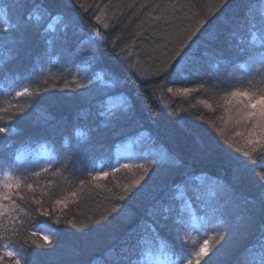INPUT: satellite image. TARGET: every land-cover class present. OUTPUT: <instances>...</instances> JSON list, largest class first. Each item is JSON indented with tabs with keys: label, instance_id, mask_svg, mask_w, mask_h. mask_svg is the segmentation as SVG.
<instances>
[{
	"label": "trees",
	"instance_id": "16d2710c",
	"mask_svg": "<svg viewBox=\"0 0 264 264\" xmlns=\"http://www.w3.org/2000/svg\"><path fill=\"white\" fill-rule=\"evenodd\" d=\"M40 8L34 27L61 17L51 45L0 19L18 41L0 45V185H13L0 187V264H14L5 244L35 264H128L145 249L172 264L190 224L212 240L200 264H264V142L234 153L210 128L248 103L232 91L264 96V0H0L13 25ZM161 200L183 227H159Z\"/></svg>",
	"mask_w": 264,
	"mask_h": 264
},
{
	"label": "snow or ice",
	"instance_id": "6c2138e0",
	"mask_svg": "<svg viewBox=\"0 0 264 264\" xmlns=\"http://www.w3.org/2000/svg\"><path fill=\"white\" fill-rule=\"evenodd\" d=\"M16 3L19 7L24 8L27 3L28 0H16ZM221 6L222 7H226L229 3L230 0H220ZM39 13V14H37ZM45 15H49L48 10L46 8H40V9H29L27 11H24L23 14L20 17V23L13 25L11 23H9L8 19H7V14L6 12H2L0 11V19L3 20L4 22V27L2 29V32L4 33H10L12 32L14 29L20 30L22 33L26 32V31H33L35 32L40 39H42L46 44L51 45L53 43V37L49 36V33L53 31V25L60 21L61 17L59 15H56L52 18V22L49 23L47 25V27L41 29L38 27H34L32 25V21L35 19L36 21H40L43 16ZM95 35L97 37H100L101 41H103V37L100 36L99 33H95ZM58 38V37H57ZM8 39L9 42L16 44L18 41L9 36V37H5L2 34H0V45H2V42ZM19 42H23V37H21ZM258 35L256 32H252L251 33V43L256 44L258 43ZM97 47H99V45H97ZM241 51H243V49H241ZM175 67L173 68V71H175ZM165 71H167V69H165ZM79 87H85L84 84L79 85ZM181 89H178V91ZM169 91L171 92L172 89L169 88ZM183 92L188 93L190 91H192V89L190 88H183L182 89ZM28 92V89L25 88L23 92H18L17 95H24L25 93ZM231 97L232 98H237V97H241L244 98L248 101L247 104L243 105L244 109H252V111H245L242 115L240 114L241 110L237 109V115H238V119L236 120L237 124H244L247 125L248 122L251 120L252 121V125L251 128L248 131V135H249V139H248V144H252L253 143V139L252 137H258L259 141L264 142V96H260V97H255L254 94H250L247 90L241 91V90H235L232 91L231 93ZM231 101H226V103H230ZM205 107H208V105L206 104ZM124 113L120 112V111H114L112 113V121H116L118 120ZM10 129L5 127V126H0V134L5 133L7 131H9ZM237 136L241 135L240 132L236 133ZM264 146V145H262ZM237 151H240V149H237ZM253 152L256 151L255 148H253L252 150ZM244 156H249L250 153L249 152H243ZM262 156H264V154H262ZM122 167L124 168H131L132 165L125 163L122 165ZM136 167L139 168H143L144 172L147 173L148 172V168L145 167V165L143 164H139L136 165ZM261 173H260V180L264 181V165H261ZM118 170V169H117ZM108 172H104L103 176L106 177L108 176ZM37 176L40 175L39 172L36 173ZM103 177H94V179H100ZM5 179H8V177L6 176ZM144 177L141 176L139 179H136L132 182L131 185H129L128 187H126L124 189V192L127 193L131 190V188H135L137 185H140L141 180H143ZM0 187H4L6 189L11 190L13 185L12 184H2L0 185ZM16 188L20 187V183L19 181L16 182L15 184ZM29 188L32 187L31 184L28 185ZM179 187V185L173 184L172 186H170V189L166 190H174L175 188ZM143 185H141L140 189L137 190V193H133V195L138 194V192L140 190H142ZM124 197L121 196L120 199H123ZM0 199L3 200H9L10 196L8 194V192L5 193H0ZM59 203V202H58ZM160 204V214L158 216V218L156 219V223L159 224V227L161 229L167 228L169 227V221L171 220L172 224L176 225L177 227H183L184 226V222L183 220L180 218L179 215H177V217L175 219L172 218V211L173 209L171 208V206L165 205L163 203V201H159L158 202ZM114 211H116V209H114ZM260 215L264 216V200H262L261 202V206H260ZM249 219H251V217H249ZM71 223V222H69ZM139 227V226H138ZM150 230L152 231V233L154 234V236L156 237V239L161 240L160 238V234L157 231V228L155 226H149ZM201 239H203V245L199 244V241L196 239H193L191 241V244L194 246V248L198 247V251H193V253L189 254V255H183L180 260H179V264H193V261L195 260V264H200V261L208 255L209 251H210V242L209 239L206 238V234L205 236L200 237ZM45 241L47 242V236L44 237ZM213 240L215 239V237L212 238ZM220 239H224V236L221 235ZM261 240H264V235L261 236ZM189 243V241H185V244ZM163 249V242L161 240V250ZM3 251L5 252V254L13 259L14 264H35L34 260H33V253H29L24 249H21L19 252L14 251V250H10L9 246L7 244H5L3 246ZM35 255H39V254H35ZM21 257H24V259L22 260ZM128 264H158V261H154L153 258V252L151 249H145L142 251H139L136 255V259L134 260H129ZM172 264H176V262H172ZM205 264H207V262H205Z\"/></svg>",
	"mask_w": 264,
	"mask_h": 264
},
{
	"label": "rangeland",
	"instance_id": "374dc122",
	"mask_svg": "<svg viewBox=\"0 0 264 264\" xmlns=\"http://www.w3.org/2000/svg\"><path fill=\"white\" fill-rule=\"evenodd\" d=\"M187 96V95H185ZM243 100L241 97H237ZM236 98H231V101H234ZM241 110L240 113H244V109L242 107H239ZM234 111H237L236 109H233ZM241 114V115H242ZM238 119V115L230 116V115H225L223 118H219L215 123L210 125L211 131L214 133V138L216 141H219V143L222 144V146L230 148L234 151V153H239L242 151L241 148L249 146L252 147L253 144H248V131L251 128L252 121L250 120L247 125L244 124H237L236 120ZM240 132L241 135L237 136L236 133ZM243 134V135H242ZM253 141H255V147L256 149L262 145L263 142L259 141L258 137H252ZM237 149H240V151H237ZM9 192V191H8ZM5 202L7 204V200L0 199V207H2V203ZM64 203V202H63ZM200 227H203L201 229ZM183 234L185 235V239L189 241L187 244V248H189V253H193V251H198V247L194 248V246L191 244V241L193 239H196L199 241L200 245H203V239L200 237L205 236L206 238L209 239L210 242V248H212V240L209 235V231L204 228V226H197V225H192L190 224L186 226V228L183 231ZM220 240V239H219ZM10 250H12L11 247H9ZM5 253V252H4ZM189 255V254H188ZM195 261V260H194ZM179 262V261H178ZM176 261V264H179ZM158 264H169L166 263L165 260L162 259V261Z\"/></svg>",
	"mask_w": 264,
	"mask_h": 264
}]
</instances>
